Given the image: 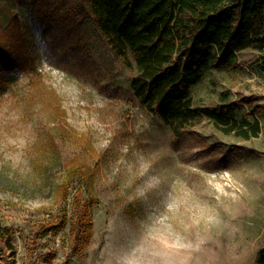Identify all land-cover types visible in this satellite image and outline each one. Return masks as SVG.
<instances>
[{"label": "rangeland", "instance_id": "1", "mask_svg": "<svg viewBox=\"0 0 264 264\" xmlns=\"http://www.w3.org/2000/svg\"><path fill=\"white\" fill-rule=\"evenodd\" d=\"M17 13L0 0L4 24ZM85 28L84 47L67 54H53L34 31L40 76L0 88V222L15 238L14 252L0 247V264H264L261 52H240L235 72L210 68L193 88L195 107L240 102V117L261 125L245 139L206 117L194 120L191 131L214 145L209 152L178 141L143 107L131 71L91 23ZM73 160L93 175L72 180L61 200L58 186ZM79 187L93 235L74 256L70 218ZM64 214L66 226L45 233Z\"/></svg>", "mask_w": 264, "mask_h": 264}, {"label": "trees", "instance_id": "2", "mask_svg": "<svg viewBox=\"0 0 264 264\" xmlns=\"http://www.w3.org/2000/svg\"><path fill=\"white\" fill-rule=\"evenodd\" d=\"M10 1L19 13L6 24L0 20V88L24 76L30 81L40 76L31 40L34 31L53 54L59 50L67 54L84 47L89 22L131 71L130 86L139 103L157 115L178 141L187 138L213 150L214 145L202 141L189 127L200 117L245 139L260 134L258 119L240 117V102L195 107L192 91L210 68L235 72L238 54L246 49L261 52L264 73V0ZM65 172L58 186L61 200L67 198L72 180L88 181L93 175L77 160L66 164ZM83 197L79 187L70 218L74 256L84 253L93 235L91 213ZM68 220L64 214L44 225L45 233L62 230ZM14 239L13 229L0 222L2 250L14 252Z\"/></svg>", "mask_w": 264, "mask_h": 264}]
</instances>
